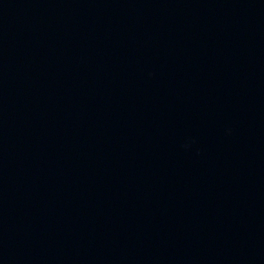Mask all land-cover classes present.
I'll return each mask as SVG.
<instances>
[{"label":"water","instance_id":"obj_1","mask_svg":"<svg viewBox=\"0 0 264 264\" xmlns=\"http://www.w3.org/2000/svg\"><path fill=\"white\" fill-rule=\"evenodd\" d=\"M0 264H264V0H0Z\"/></svg>","mask_w":264,"mask_h":264}]
</instances>
